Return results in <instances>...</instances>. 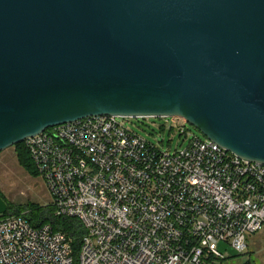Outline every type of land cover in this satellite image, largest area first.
<instances>
[{
  "label": "water",
  "instance_id": "95a60500",
  "mask_svg": "<svg viewBox=\"0 0 264 264\" xmlns=\"http://www.w3.org/2000/svg\"><path fill=\"white\" fill-rule=\"evenodd\" d=\"M99 116L181 118L264 165V0H0V153Z\"/></svg>",
  "mask_w": 264,
  "mask_h": 264
},
{
  "label": "built area",
  "instance_id": "2783aa9c",
  "mask_svg": "<svg viewBox=\"0 0 264 264\" xmlns=\"http://www.w3.org/2000/svg\"><path fill=\"white\" fill-rule=\"evenodd\" d=\"M127 119L89 117L23 142L55 215L83 227L79 264H213L221 243L246 253L264 230V165L197 137L162 151ZM30 215L0 216V264H74L68 236Z\"/></svg>",
  "mask_w": 264,
  "mask_h": 264
},
{
  "label": "rangeland",
  "instance_id": "374dc122",
  "mask_svg": "<svg viewBox=\"0 0 264 264\" xmlns=\"http://www.w3.org/2000/svg\"><path fill=\"white\" fill-rule=\"evenodd\" d=\"M155 119L143 121L129 118L124 121L147 141L171 154L186 148L194 137L208 140L186 121L183 129L186 133H180L173 118ZM0 195L11 207H17L12 213L14 215H21L28 207L45 210L53 203V197L42 176L33 166L20 160L14 147L0 153ZM219 250L225 260L214 261L213 264H264V231L251 237L249 249L244 254L237 253L225 243L219 245Z\"/></svg>",
  "mask_w": 264,
  "mask_h": 264
},
{
  "label": "trees",
  "instance_id": "16d2710c",
  "mask_svg": "<svg viewBox=\"0 0 264 264\" xmlns=\"http://www.w3.org/2000/svg\"><path fill=\"white\" fill-rule=\"evenodd\" d=\"M142 120L145 121L149 119H142ZM14 148L16 149L18 156L20 157V160L28 164L29 166L30 165L33 166L35 170L37 171L36 166L31 158V155L29 151L27 150V148L25 147V144L24 143L19 144L15 146ZM0 197L2 196L0 195ZM18 208H22V207H18ZM16 209L17 207L16 208L13 206L11 207L8 204V211L5 214V216L14 215L12 213H14ZM28 210L31 211L30 222L32 223L33 226L41 227L46 224H50L56 231H61L65 235L68 236V238L71 240L74 264H79V255H80V250H81V238L84 234V230L80 222L74 219H66V218L57 217L55 215V210L53 206L45 210L40 209V208H35V207H28Z\"/></svg>",
  "mask_w": 264,
  "mask_h": 264
},
{
  "label": "crops",
  "instance_id": "0c3cea01",
  "mask_svg": "<svg viewBox=\"0 0 264 264\" xmlns=\"http://www.w3.org/2000/svg\"><path fill=\"white\" fill-rule=\"evenodd\" d=\"M261 231H264V230H261ZM261 231H260V232H261ZM258 233H259V232H258ZM255 235H256V234H255ZM252 236H254V235H252ZM252 236H250L249 239H248V249H249V241H250V239H251Z\"/></svg>",
  "mask_w": 264,
  "mask_h": 264
}]
</instances>
